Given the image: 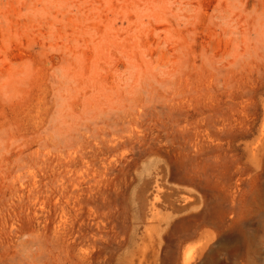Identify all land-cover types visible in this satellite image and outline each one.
<instances>
[{"label": "rangeland", "instance_id": "374dc122", "mask_svg": "<svg viewBox=\"0 0 264 264\" xmlns=\"http://www.w3.org/2000/svg\"><path fill=\"white\" fill-rule=\"evenodd\" d=\"M0 264H264V0H0Z\"/></svg>", "mask_w": 264, "mask_h": 264}]
</instances>
